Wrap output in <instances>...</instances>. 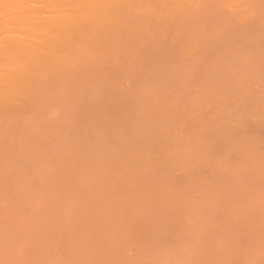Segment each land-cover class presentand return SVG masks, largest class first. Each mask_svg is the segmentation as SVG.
<instances>
[{
  "label": "bare ground",
  "instance_id": "1",
  "mask_svg": "<svg viewBox=\"0 0 264 264\" xmlns=\"http://www.w3.org/2000/svg\"><path fill=\"white\" fill-rule=\"evenodd\" d=\"M168 1L0 0V264H264V81L252 75L262 62L252 59L244 88L220 94L201 81L200 95L180 106L168 100L167 118L181 130L155 123L157 105L148 115L137 102L143 93L119 82L138 71L120 70L136 61L131 34ZM261 1L232 2L227 12L209 3L214 25L203 33L216 36L230 17L231 28L256 25L259 42ZM212 38L186 42L188 60L214 47ZM102 88L139 94L127 134L147 137L130 136L118 155L110 149L107 160L85 164L68 153L76 154V134L67 122L98 108ZM58 137L65 153L49 162ZM86 153L106 149L96 142Z\"/></svg>",
  "mask_w": 264,
  "mask_h": 264
},
{
  "label": "rangeland",
  "instance_id": "2",
  "mask_svg": "<svg viewBox=\"0 0 264 264\" xmlns=\"http://www.w3.org/2000/svg\"><path fill=\"white\" fill-rule=\"evenodd\" d=\"M262 1L264 2V0ZM232 2H237L239 4V8L244 9L247 0H169L167 3H165V5L167 6V10L162 13H159L160 16L159 18H153L149 25L143 24L144 22L143 20L145 19L142 18L141 24H143L144 26L140 25L138 31L132 33L133 30H131L128 33V35L132 33L131 36L136 39V41H134L132 44L134 45V49H135L136 61H131L133 60L131 59L130 61L132 63H130L127 60L126 63L123 64L124 68L120 69L121 72H124V70L129 69L130 65L132 64L131 68L133 67V65L134 67L137 66L136 69H138V71L134 70V73L135 74L138 73L139 75L138 74L136 75L138 76L137 78L134 77L135 74H133L134 76L131 75L130 77V75L124 72L126 75L122 74L121 77L119 78V82H125L127 84V86L125 85V87L128 91L132 90L133 88H134L133 90L136 92L140 93L141 91V93L145 94L144 95L145 99L143 98V94L141 97L137 93L140 98L137 97L136 93H135L136 95L132 93L133 90L131 91V94H133L134 96L132 95V97H130L131 96L130 94L129 96L130 98L127 97L126 93H125L126 95L124 94L121 95V93L116 92L117 90H115V92L113 91L115 93L114 94L111 92V90L110 92H108L105 88H102L100 89L101 92L100 91L98 92L99 93L98 95H96L97 92L95 91L96 96H94L93 101L100 104L99 107L96 109H93L91 107L80 108L77 110L76 113L72 112L73 120L71 121L69 119L67 122L68 124L67 126L73 127L74 134H76L75 136L76 145H73L74 147L76 146V154L72 152H68V153L73 157H75L76 155L77 160L79 162L85 164H94L107 160V158L109 157L107 152L110 149L113 150V152L115 153L114 155H118L119 152L121 151L120 141L122 140L128 141V139L130 140V136H135V138L131 139L133 141H136V139L140 137L146 138L147 136L145 135L127 134L132 128V125L134 124L132 122H135V118H134L135 113L137 114L138 112L137 110H140V108L136 109V111L133 109L137 105L135 104L137 102L138 104H143L145 108L146 106L148 107L150 105H157V107H160L159 110L158 111L156 110L157 108L156 106H155L156 107L155 110H153L154 112L156 111L155 113L158 112L157 115L154 112H150L151 116L153 113H154L153 116L154 115L156 116V117L154 116L155 118L154 122L155 123L162 122L165 127L176 128L178 130H181V126L179 122L174 123L173 118H167L166 113H169L170 111L169 112L166 111H168V109L170 110V108H168L166 105L170 106L169 101L171 100L170 102L172 105L178 104L180 106V103L182 104L188 100V99L186 100V97L190 99L193 96L200 95L202 91L201 89L203 88L201 87V85H203V83L201 84V81L205 82L204 84H207L205 86H208L209 88L212 87L213 89L215 87L217 91L220 92V94H226V92L229 93L237 87L244 88L248 86L249 80L251 82L250 76L252 75H256V78L257 77L260 78L262 76L261 81L263 82L264 81L263 78L264 77L263 74L264 23H262L263 25L261 27L257 28L258 30L260 28V33L262 30V34L258 32L259 33L258 35L261 36L259 38L256 37L258 38L259 42L253 38L255 37V35L253 34H256L254 32V29H256L257 27L256 25H255L256 27L252 26L253 30H251L252 29L251 28L250 30L247 31L245 30L249 28L242 26L243 27L242 29L241 25L240 27L237 28L239 24H237L236 26H234L235 25L234 24L232 25L231 28L230 24L231 23L233 24V22L232 19H230V17L228 19L230 22L227 20V17L229 16L227 13H226L227 14L226 20L228 24L223 22L227 25L226 26L222 25L223 23L220 22L222 20L221 18L218 23L219 25L215 27L216 29L214 28V30H212L215 31L216 33V36L213 34L214 38H212L213 35L209 33H203L202 29H205V26H207V24L208 25L210 24L212 26L214 25V19L208 18L206 12L208 4L212 3L213 6L215 7L219 6L220 9H223V11L225 12ZM210 7L212 6L210 5ZM226 20L224 19L223 21ZM223 29L224 30L226 29L225 31L227 35L224 34L222 35L220 33ZM248 31L252 33V36ZM218 34H221L222 37H224L225 39L227 38L226 39L227 44H224L225 39L223 40V38L221 36H218ZM203 35L206 36L203 37ZM220 37L222 38L221 40ZM192 38L195 39L196 42L203 41L202 40L203 38L204 39L212 38L213 40L215 39L214 41L218 43H215L213 41L215 43L214 44L212 42L214 47L212 48L210 47L209 49L208 47L203 45L204 47H206V48L203 47V50L200 49L202 50L203 53L199 50L200 53L199 52L196 53L198 58H196L195 56L189 57L191 60L193 59V57L195 58L191 61L190 59L188 60L189 54L187 55L185 53L188 52L191 49V47L187 49L185 47V43L193 42L192 44H194L195 42ZM217 38H219V40H216ZM228 41L230 43V46H228ZM215 45H218L219 47ZM210 46H212V44ZM130 47L128 48L127 51H123L121 54L124 55L126 52H128ZM134 49L132 48V50ZM198 53L199 54L202 53L200 57ZM221 54H225V55L223 56ZM252 59L253 60L256 59L254 60V62L258 61L257 63L262 62L260 64L261 65L260 67L263 68L259 70L258 74L255 73L257 72L255 69L258 68L259 66L257 63H256L257 65H253L255 63L252 61ZM251 61L253 63L252 67L250 66ZM254 66H258V67L254 69L253 68ZM134 67L133 69H135ZM216 68L218 69V72H216L217 71ZM253 69H254V73H253ZM194 73L197 74L198 76L195 75ZM198 73L201 74L199 75ZM259 74L262 75L260 76ZM200 76L201 78L198 79V77ZM261 81L259 82L257 81V82L261 83ZM79 82L86 83V79H81ZM257 82H252L253 84H255V87L257 86L256 85ZM136 85L137 88L141 86L139 87V90H136L137 89ZM205 86L203 90H205ZM215 88L214 90H216ZM103 89H105L107 92L106 91L102 92ZM172 90L173 91L175 90L174 91L175 94L174 93L172 94L173 92ZM85 91L82 94H85L87 92ZM128 91L127 93H129ZM154 91H156V94ZM151 92H152V98L151 96H149L151 95ZM135 96L138 98L137 102L135 100V102L132 103L131 101H134ZM176 96L178 97L179 101ZM183 97H185V100L183 101L182 99L180 100V98ZM109 98L110 100H112V102H110ZM131 98L134 99L132 100ZM153 98H155L156 100L155 99L153 100ZM172 98H176V99H172ZM148 100H151L150 103L151 102L152 103L148 104L149 102ZM175 101L176 102L178 101V103H176ZM82 102L84 103L85 101ZM72 103L75 108H78L79 106L78 101L73 100ZM133 104L135 105L134 107H132ZM151 107L148 108L149 111ZM145 108L143 109L145 110ZM166 108L168 109L166 110ZM146 111L148 112L147 108ZM142 115L144 116V112L142 113ZM148 115H150L149 112ZM143 116L142 118H146L147 113L145 117ZM170 136L164 137V139L168 140ZM65 138L66 137L59 139L58 137L56 140H54L51 143L50 152H48V157H47L49 158V162L55 161L58 157L61 156V154L65 153L64 152L65 145L63 143ZM96 142L100 144H104V148L106 149V154L88 155L86 153L88 150L91 149V146L93 144L95 145ZM80 153L86 154L85 157H82Z\"/></svg>",
  "mask_w": 264,
  "mask_h": 264
}]
</instances>
